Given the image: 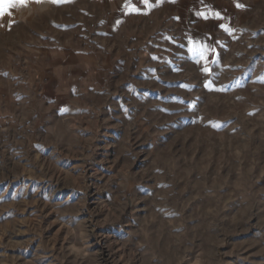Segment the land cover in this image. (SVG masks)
Listing matches in <instances>:
<instances>
[{
  "label": "rangeland",
  "instance_id": "obj_1",
  "mask_svg": "<svg viewBox=\"0 0 264 264\" xmlns=\"http://www.w3.org/2000/svg\"><path fill=\"white\" fill-rule=\"evenodd\" d=\"M149 3L0 15V264H264V0Z\"/></svg>",
  "mask_w": 264,
  "mask_h": 264
},
{
  "label": "snow or ice",
  "instance_id": "obj_2",
  "mask_svg": "<svg viewBox=\"0 0 264 264\" xmlns=\"http://www.w3.org/2000/svg\"><path fill=\"white\" fill-rule=\"evenodd\" d=\"M28 0H0V15L4 14V11L6 10L7 7H16L17 4L20 5H26ZM36 2H39V0H36ZM53 3L60 2V0H51ZM142 3L145 5V7H151L152 5L149 3V0H142ZM238 7H241V5H237ZM129 11L132 13H138L139 9L136 7H130ZM203 16V14H201ZM206 18V17H205ZM225 31H228V29H225ZM209 49H203L200 50L199 54L202 59H206L205 53H207ZM204 71L207 73L208 68L205 67Z\"/></svg>",
  "mask_w": 264,
  "mask_h": 264
}]
</instances>
